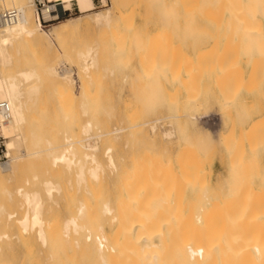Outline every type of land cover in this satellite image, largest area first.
Masks as SVG:
<instances>
[{
    "label": "rangeland",
    "instance_id": "1",
    "mask_svg": "<svg viewBox=\"0 0 264 264\" xmlns=\"http://www.w3.org/2000/svg\"><path fill=\"white\" fill-rule=\"evenodd\" d=\"M5 1L7 2L8 0ZM5 1L3 0L0 1V11L6 9L4 7H9L8 6L9 4H6ZM18 1L21 2L22 4H26L27 2L26 0H21V1L18 0ZM104 1L105 2L103 3L101 0H92V2H94L93 9L88 13H84V14H79L75 3L71 2V7L74 8L75 13L67 18L80 15L79 20L74 21L73 23L68 25L65 33L59 38L53 37L50 43L42 40L37 45H34L35 49L33 47L32 48L29 47L28 49L26 48L24 51H22L23 53H21V56L17 55L19 57L16 56L14 57L15 59L14 67L12 68L11 72L26 67H32L30 65H33V67L36 66L38 67L50 59H52V61L55 63L57 67L58 65L60 67L62 65V67H64L70 73V74L68 73V77L71 81L70 86L72 89V93L69 94L67 93L68 95L67 94L60 95L54 90V86L50 82V80L44 79L42 80V83L39 86L36 96H32L31 98L27 97L29 100H26L27 98L26 96H24V100L26 101V110H25L24 122L20 126V133H22V135L24 136L25 143H23L24 145H21L20 148L21 149L25 148L23 149V151L26 150L25 152L29 153L31 157L28 155L23 158V160L20 162L22 163V166L19 169V172L18 171L16 172V176H13L12 179H8V180L4 179V181L1 182L0 191L1 189L7 187L9 190L13 192L14 195L12 199L15 200L12 201L10 210L13 212H15L16 210L18 211L12 213L13 216L11 215L10 219H17L18 216L21 217L22 216L21 214L22 213L24 214L25 212L29 213V209L26 208L25 205H23L21 195L17 193V190H21L22 193L24 191L30 193L36 191L42 202L43 217H45V219L50 221L51 220L53 221L58 218L59 220L61 219L60 220L61 222L62 220L64 221V219L68 218V216L74 212V209L80 204L79 202L82 201L81 203L85 204L86 203L85 200L88 203L86 204L88 210L91 209V205H94L93 200L96 201L95 206L97 208L98 205L104 204V202L105 203L108 202L107 204L111 206L114 204L113 202H115V198H117L118 195L123 190L122 185L120 187V183L118 182L117 179L118 174L121 173L120 171H122V169H124L123 171L129 170L130 168L129 165H131L130 162L140 160L142 154H143V161L147 159V162H149L150 164H152L151 162L155 161L156 165L158 166V169H160L159 172L155 163L153 162V164L155 165L154 166L152 164L154 167L153 179L154 178H155L154 180L157 179L155 182L160 181L159 178L163 179V181L161 180L162 182L157 183V187L160 189V191H162V193L160 192V197H162L161 200L164 201L166 199V201L161 202L160 204L166 206L168 209L165 212L171 211L170 212L171 215L181 214V217L178 218L180 220H183L181 219L183 218L182 214L184 215L188 213L189 209L194 204L197 205L199 203L195 201L196 194L198 195L196 200L199 201L200 200L199 198L203 197L202 195L206 196L207 193H208L207 196H212L214 194L213 195L215 198L214 202H216L214 204L215 205L217 204L220 207H223L221 205L226 203L229 208L235 209L240 204L239 200L240 199L244 200L245 197V201H248L255 207H258L264 213L263 211L264 210V205H263L264 204V195H263L264 194V182H263L264 181V141L258 143L255 142V139L257 141L258 140L260 141V138L261 140H264L261 137V134H264V129H263L264 128V121H263L264 120V69L262 75H259V77H256V79H253L254 81L256 80L255 84L253 82H252L253 84H251L252 80H249L250 82L249 84V82H247L248 81L247 78H244L245 80L244 79L238 80L236 78L233 79L234 81L232 80L233 83L235 82V80L236 82L243 80L244 83L243 81L240 82L243 83V85L240 84L241 85L240 87H239V83L238 86L236 84L234 86L235 87L234 89L232 88L234 84L232 85V83L230 84L226 80L225 84L227 86L225 85L224 87H226L227 89H225L226 90L225 94L224 93L222 94V92L224 91L222 92L220 91V88L222 89V87H220L222 86L220 85V82L224 84L225 82L224 78L217 77L220 78L218 80L214 75L208 74L207 65L209 64L208 62L213 60L212 59L213 57H211L210 60V55H214L212 54L213 53L212 50L215 51L216 48L217 51L216 53H219L218 51L220 48V50L222 49L223 51V48H221L223 44L222 42H224V40L226 42L227 39L233 37V35L235 36L234 31L229 30L230 31L229 33L228 30L224 31L222 29L223 30L222 31L220 28L213 29V27H209L211 29L210 30L208 26H206L207 27L206 28L205 26L203 27V25H200L198 18H194L192 19V21L186 24L185 21L181 18V16L178 15L176 12L174 13V11L172 10L173 9L172 0H104ZM40 2L42 3L43 0H40ZM33 4L37 10L41 8L39 5H36L37 0H33ZM254 7L257 11L256 10L252 11L251 5H248L249 12L247 11L248 12L247 15L249 17V20L250 18L253 19L255 18L256 20L258 19V21L263 24L264 23L263 17L261 15L259 6L255 5ZM28 10L32 15V8L29 7ZM258 11H260V13ZM96 12L102 14L108 12L111 22H109L106 25L95 24V22L92 20H93V15ZM155 20H158L161 23L159 28L155 29V28L145 27L147 22L155 21ZM54 22L56 21L43 22V20L41 19V24L43 28H48V26ZM176 24L178 26H176ZM217 29L218 30L220 29V31L222 32H219ZM262 29H264V25H262ZM209 31L212 35L209 33ZM228 33L229 35H227ZM239 34H240L239 40L245 42L247 38V40H249L247 41V44L250 45L251 47V48L249 46L246 47V43H244L245 44L244 46L245 48H244L241 45L242 43L240 44L241 45L240 46L239 41L237 39L236 40L234 39L235 41H238V44L236 43V45L237 46L239 45L238 47L235 46L238 52H236L235 50L234 51L236 52L237 55H240L241 53L242 55L241 57H243L245 56V52H244L245 50L246 52L252 51V48L255 44L254 42L255 38L251 33H249L250 35L249 34L245 35L242 33ZM263 34H264V30H263ZM214 39H216V41ZM230 40L231 38L228 41L230 42ZM144 41L149 42V47H148L149 50L148 49L145 50V48L143 49L141 47ZM211 43L214 45H212ZM209 46L210 48L208 49ZM89 47L94 49L95 65L94 67L90 68L88 73H84L81 71L82 58L80 55L84 53L85 50ZM229 47H230L229 49H232L230 45ZM42 48L44 50H42ZM152 48H153V53H151ZM226 49L228 51V48ZM143 52H145L146 54ZM203 52H205V56L207 55L209 56L208 58L209 60H206L207 57L205 58ZM230 52H233V49ZM142 54L144 55L142 56ZM152 54H154L153 59L151 58ZM199 55L200 57H204V59L208 61L204 68H203L204 65L202 63L203 59L199 58L198 60H196ZM45 56H47L48 58L46 59ZM20 57L22 60L19 59ZM22 57L26 58V60ZM244 59L245 58H241V61H244ZM16 60L19 61L15 62ZM157 60H161V61L157 62ZM199 60H200V64H199ZM165 61L168 62L164 63ZM184 61L188 63H185ZM206 61H204V63ZM162 63H164L165 65H163ZM19 64L22 66H19ZM156 65H158V68H161L160 65L161 66L163 65L164 67H162L160 71V69H158ZM177 65H179V67H177ZM192 65H194L195 68ZM166 68L168 70H166ZM170 68L171 69L174 68V70L173 69L170 70ZM193 68L195 70H193ZM145 69L148 73H145L146 72ZM243 72L245 75V71ZM150 73L151 76L149 75ZM145 75H147L149 78L148 79L145 78L146 77ZM153 77L157 78L155 79V81H157L156 83L157 86L155 87L156 89L154 90V94L152 90L154 89ZM175 77H177V79ZM186 77L188 78L186 79ZM143 78L144 80H142ZM80 79L82 82L80 81ZM184 80L186 81L188 80V81L186 82ZM188 82L191 83L190 85L192 86L191 88L193 90L188 89V87L190 86ZM80 83L84 86L85 90L87 89L86 91L84 90L85 92L81 90L82 87ZM184 83L187 86H185ZM247 84L249 85L247 86ZM26 85L27 84L23 85L22 88L23 90H25V88L27 87ZM158 86H160V88ZM244 86H246L245 88L250 87L251 90L245 89ZM228 90H231V92ZM188 91L190 93L193 91L196 92L197 101H194V104L193 102H190L189 101L190 99L187 97L189 93ZM228 92H230L231 94L233 93V99H232L233 101L230 103V105L223 103V98L227 94H229ZM170 93L171 95L174 94L176 95H174L172 98V96H170ZM168 95L171 97V99L167 97ZM223 95L225 96L223 97ZM235 98L236 101H234ZM171 100L173 101L171 102ZM233 103L235 106L233 105ZM231 104L233 108L230 107ZM250 104L252 106H250ZM254 108H257V110L256 109L254 110ZM173 110H175L176 112ZM169 116H171L172 118ZM174 116L177 118H175ZM185 116H187V119H185L186 118ZM157 118L158 120L155 124V129L151 131L149 129L150 128L149 122ZM86 121H90L91 123V128L88 134H86L91 136L88 138V141L91 143L94 141V143H96V146H98L97 157L103 166L102 170L98 172L99 178H96V180L94 179L95 181L91 180L92 177L89 174L87 175V170H86L88 169L87 163L84 165L83 168L84 171L82 174L83 177L82 176L79 177L76 175L79 171L77 168L78 165L72 164L70 167H67L63 162H58L57 164L54 165H52L50 162L49 153L51 154L52 151L59 152L60 150H62L60 145L65 144L67 137H72V140H81L86 136L85 134L82 133V126ZM182 123H184V125ZM257 124H259V127L262 126V128H259ZM134 126L136 128H134ZM116 128H123V129L119 133L116 134L111 133ZM246 129L247 131H245ZM248 129H250L251 131ZM259 129H261V131ZM257 130L259 131V133ZM167 131L171 132L172 137L170 136V138L167 137L165 138V136H163L164 132ZM229 133H232V135L230 134V137H229ZM254 134L255 136H253ZM246 136L247 138H245ZM231 137L233 139L230 141L229 139H231ZM38 138L40 139V141L37 143L36 139ZM168 139L169 140L172 139V140L169 141ZM182 139L185 142H188L189 145L192 142L194 143V144L192 143L189 146L190 150L192 151H189L187 143H185ZM219 139L220 140L222 139L224 141L222 140L220 141ZM176 141H179L180 143L179 142L177 143ZM248 144L254 145L253 146L254 150L251 149L252 145H250L251 147L250 146L248 147ZM47 145L48 147H50L51 145L60 146V147L55 150H49L43 153H36V154L32 153V151L36 152L37 150H41V149L43 150L47 148ZM108 145L110 146L113 145L111 154L115 160L117 159L115 161V164L116 162L118 163L116 164V170H113L108 166L106 155L102 154L104 148L107 147ZM141 146L143 149L141 148ZM240 146L242 147L241 150L240 148H238ZM193 147H195L197 152L200 151L201 154L199 152L197 153ZM258 147L261 149H259ZM185 148H187L186 149L187 153L185 154L184 159L181 160V162L179 161L180 162L179 164L174 159V154L175 152H178ZM169 151L170 154H167L169 153ZM190 152L193 154L192 156L194 158L191 156ZM206 152L208 153L211 152L210 154L212 156H209V154ZM236 152L239 153L238 154L239 156L237 155ZM146 153L148 154L147 156ZM15 154H16L15 151L10 152L11 156ZM170 155L173 156L170 157ZM204 155L207 156L205 157ZM208 156L210 157L208 160H203V159H207ZM78 157L79 155L77 153L73 158L76 161ZM151 157H153L154 159ZM188 157H190L191 159ZM167 159H169L170 162ZM165 160H167L168 162ZM250 160H254L253 161L254 163ZM123 161L125 162L126 165H124ZM166 162L168 164H166ZM246 162H248V164ZM249 162H251L252 165H250ZM164 163L167 166H164L165 165ZM189 163L190 165H186ZM192 165H196L197 170L194 171L193 168L195 169V166L193 167ZM255 165L257 166V168ZM125 166L127 167L125 168ZM254 168L257 170H254ZM145 169H143V172H147L149 170L147 168ZM189 169L190 171H188ZM247 169L248 171L250 170V172H248L247 176L245 175L244 177V173ZM161 172L162 174L164 173V175L161 176L160 174ZM193 172H196L194 175H197L198 173L201 172L202 173L201 175L199 174L196 176L197 179L194 178L193 180L192 179ZM145 174L146 173H143V175ZM84 176H86L89 179H87ZM77 177L82 178L84 182L86 179V182L83 183L82 180L81 179L79 180V178ZM199 177L200 178L202 177L201 179L202 181L199 179ZM236 177H239V179ZM47 180H49V182L52 181L51 184L52 185L55 184V187L57 188V192L55 190L56 188L54 189L55 192L54 190L51 192L50 199L49 196L43 193V189H42V181H47ZM78 181H80L79 184ZM98 181L102 182L103 184L99 183ZM155 182L152 181L151 185H153V183ZM182 182H184L183 185H180L182 184ZM215 182L217 185H215ZM231 184L232 187L234 186L233 188L231 187ZM226 186L228 187V189ZM238 186L240 187L238 188ZM83 187L86 188L84 189ZM235 187L238 188V190ZM91 188H93V190ZM244 188L247 189V191L244 190ZM204 190H206V192ZM260 190L261 193L258 194ZM91 191L92 193H94V191L97 192L96 198H94L96 196L95 193L92 194ZM113 191H115L116 195H113L114 193ZM234 191L235 192L238 191V192L235 193ZM245 191L247 192L248 196L247 194L243 196V193L244 194L246 193ZM102 192H104V194H101L100 196V193ZM202 192L205 193L203 194ZM168 193L169 195H167ZM87 194H90L91 198ZM230 194L232 196H230ZM261 194L263 195V197L261 196L263 200L260 197ZM86 196L89 198H87ZM83 197L86 199H84ZM104 197L106 198V200L104 199ZM259 198L261 201H263V204L260 202ZM82 199L84 200V202ZM102 199L104 200V202L102 201ZM99 201L102 202H100L99 204ZM193 201H195V203ZM172 202L176 204L172 205ZM254 202L257 204H255ZM226 204H224V206ZM179 206H180L179 208L180 211L177 210ZM25 208L27 211H25ZM92 208H94V206ZM173 212L174 214H172ZM101 218L103 221L102 226L100 224V220L98 219V217L97 219L99 220V224H97L98 222L95 223V220L97 219L95 218V220H93L94 218L92 217L90 221H88L89 219L85 218L84 223L86 226H89L90 228H93L90 226V222H92L91 224H94L96 226L93 228L94 234H97L98 232L100 233V231H102L107 236H110L111 231L113 229V225L112 223L109 222L108 216L105 217L100 216V219ZM174 220L176 221L177 218ZM180 220H178V222H181ZM109 223L111 225H109ZM97 225H99L98 226L99 228H97ZM6 229L7 230L9 229L8 226H6L5 230ZM25 234L26 233L23 232V235ZM33 236L34 235H32V237ZM32 237H28V239H23L22 240L23 244L20 243L21 242L20 240L17 241L13 240L12 241L13 244L11 243V245H9L7 249H5L6 251L3 250L2 252H0V256L4 257L5 255L4 258H6L5 262L7 264H9L10 262H11L10 264L12 263L16 264V262H18L17 264H26V262L27 264H30L32 260L31 258L35 254L34 249H36L35 255H37L38 253H40L39 255H42V251L44 250V247H41L39 241L35 237L34 239ZM34 242L38 244L35 245ZM29 246L30 247L32 246L30 250H28ZM39 246L41 247V250ZM21 252L22 254L24 253L26 257L22 255ZM10 254L13 256L12 258H10L11 257ZM17 256H20V258L18 259L19 261L17 260L18 258ZM15 258L16 261L13 262ZM20 260L23 261H21L20 263Z\"/></svg>",
    "mask_w": 264,
    "mask_h": 264
},
{
    "label": "bare ground",
    "instance_id": "2",
    "mask_svg": "<svg viewBox=\"0 0 264 264\" xmlns=\"http://www.w3.org/2000/svg\"><path fill=\"white\" fill-rule=\"evenodd\" d=\"M0 1H2V0H0ZM3 1H5V0H3ZM17 1L18 0H8L7 2L5 1L6 4H9L8 5L9 7H4V8H6L4 10L15 9L17 11V15L11 22L5 23V24L0 26V102L4 101L8 104L9 113H10L9 119L4 124H2V126L0 128L2 135L6 139L5 140L6 153H7L8 157L10 158V161L8 164H6V165L0 164V185H1V182L4 181V179L8 180V179H12L13 176H16V172L17 171L19 172V169L22 166V163H20V162L23 160V158L25 156H28V155L30 156L29 153L25 152L26 150L23 151V149H25V148H23V147H22L23 149L20 148L21 145H24L23 143H25L24 142L25 141L24 136L22 135V133H20V126L24 122L25 110H26V101L24 100V96H26V98L27 97L31 98L32 96H36L38 89H39V86L42 83V80H44V79H49L50 82L54 86V90L57 93H59L60 95L72 93V89L70 86L71 81L68 77L69 72L64 67H62V65H61V67L59 65L57 67L55 65V63L52 61V59H50V60L44 62V64H42L41 66H38V67L37 66L33 67V65H30L32 67H26L25 66L26 68L18 69V70H15L14 72H11L12 68L14 67V60H15L14 57L15 56L19 57L17 55L21 56V53H23L22 51H24L26 48L28 49L29 47L34 48V45H37L42 40L50 43L53 37L59 38L60 36H62L65 33L68 25H70L74 21L79 20L80 15L75 16V17L65 18L62 20H58V21L50 24L48 26V28H43V26L41 24V19L47 20V19L51 18L52 14H51L50 10H51L53 2L62 3L63 6L67 9L70 8L71 2H74L76 7H77V11L79 12V14L88 13L89 11H91L93 9L92 0H43L42 7L39 10H37L36 7L34 6L33 0H26L27 1L26 4H22L21 2H19V1L17 2ZM101 1L103 3L105 2L104 0H101ZM172 3H173L172 4L173 9L172 10L174 11V13L176 12L178 15H180L186 24L188 22L192 21V19L198 18L200 25H203V27L208 26V28L213 27V29L220 28L221 30L223 29L224 31L228 30L229 33H230V31H234L235 36L233 35V37H230L231 38L230 42L228 41L230 38L229 39L226 38L227 41L225 42V40H224V42H222L223 44H222L221 48H223V51H222V49L220 50V48L218 51L219 53H216L217 52L216 48H215V51L212 50L213 51L212 54H214L215 56L210 55V60H211V57H213L212 58L213 60H211L210 62L206 61V60H209L208 59L209 56L207 55V53H206L207 56H205L206 51L203 52L205 58L207 57L206 60L204 59V57H200V55L196 59V60H198L199 58L203 59V62H202L204 65V66L202 65L203 68L205 67L207 62L209 63L207 65L208 67L206 66L208 74L214 75L216 78L217 77H223L224 78V80H225L224 84L220 82V85H222V86H220V87H222V89L220 88V91L221 92L224 91V92H222V94L223 93L225 94V91H226L225 89H227L226 87H224L226 85L225 84L226 80L230 84L231 83H232V85L234 84L233 87L230 85L234 89H235L234 86L236 84L238 86V83H239V87H240L241 86L240 84L243 85V83H244L243 80H242L243 83H240L242 81L236 82V80L233 83V81H234L233 79H236V78L238 80L247 78L248 79V81L246 79L247 82H249V80H252L251 84H253V83L255 84L256 80L254 81L253 79H256V77H259V75H262V72L264 69L263 68V66H264V38H263L264 34H263V30L264 29H262V25H264V23L262 24L261 22L258 21V19L256 20L255 18L254 19L250 18V20H249L247 13L249 12L248 11V5H251L252 11L253 10L255 11L256 9L254 6L258 5L259 9L261 11V15L263 17V22H264V0H172ZM29 7L32 8V15L30 14V12L28 10ZM253 7H254V9H253ZM1 11H3V10H1ZM260 11H258V12L260 13ZM250 13H251V11H250ZM251 19H252V21H251ZM92 21H94L95 24H99V25L100 24L106 25L109 22H111L109 15H108V12H105L104 14L99 13V12L94 13ZM160 25H161V23L158 20H155V21L147 22L145 27L157 29L160 27ZM176 26H178V25L176 24ZM191 26H193V25H191ZM81 28H84V27H81ZM200 29H202V28H200ZM220 29L219 30L217 29V30L219 32H222L223 30L220 31ZM70 33H71V31H70ZM209 33H210V31H209ZM229 33L227 35H229ZM239 33H242L245 35L251 33L253 35V37L255 38V39L253 38L255 44L252 48V51L246 52V50L245 51L243 50L245 52V56H243V57H241L242 56L241 53H240V55L236 54V52H238V50H236V47H238L241 43H242L241 45L243 47L245 46L244 43H246V47L247 46L250 47V45L247 44V41H249V40H247V38H246L245 42H242V40H239V36H240ZM245 35H243V36H245ZM252 35H251V38H252ZM211 38H212V36H211ZM234 39L235 40L237 39L239 41L238 46L236 45V43L238 44V41H235ZM240 39H242V38H240ZM214 40L216 41V39H214ZM234 41H235V43H234ZM145 42L146 41L143 42L141 47L143 49L145 48V50H146L149 47V42L148 41L146 43ZM225 43H228V44H225ZM232 43H233V45H232ZM204 44H207V43H204ZM211 44H210V46H211ZM212 45H214V44H212ZM229 45L232 47L233 52H230L232 49H229L230 48ZM210 46L208 47V49L210 48ZM226 48H228V51ZM257 49H259V50H257ZM42 50H44V49L42 48ZM141 53H142V51H141ZM143 53H145V52H143ZM151 53H153V48H152ZM143 55L144 54H142V56ZM153 55L154 54H152V57L150 56L152 59L154 58ZM80 56L82 58L81 71L84 73H88L90 68L94 67V65H95L94 49L89 47ZM192 57H193V55H192ZM22 58H24V57H22ZM45 58L47 59L48 57L45 56ZM178 58H179V56H178ZM241 58H245L244 61H241ZM19 59H21V57ZM24 59L26 60V58H24ZM18 61L16 60L15 62H18ZM148 61H150V60H148ZM158 61H161V60H157V62ZM204 61H206V62L204 63ZM154 62H156V61H154ZM166 62H168V61H165L164 63H166ZM184 62L188 63L186 61H184ZM164 63H162V64L165 65ZM174 64H176V63H174ZM199 64H200V60H199ZM163 65L162 66L160 65V67L161 68L164 67ZM167 65H169V64H167ZM19 66H22V65L19 64ZM192 66H194V65H192ZM156 67L158 68V65H156ZM177 67H179V65H177ZM161 68H158V69H160V71H161ZM194 68H195V66H194ZM194 68H193V70H195ZM172 69L174 70V68H172ZM172 69L170 68V70H172ZM166 70H168V69L166 68ZM177 70H178V68H177ZM145 71H146V69H145ZM243 71H245V75H244ZM172 72H174V71H172ZM145 73H148V72L146 71ZM149 75L151 76V73ZM145 76H146L145 78H147V79L149 78L147 75H145ZM153 78H154V89H152V90H153V94H154V90L156 89L155 87L157 86L156 85L157 81H155V79H157V78H155V77H153ZM175 78L177 79V77H175ZM187 78L188 77H186V79ZM189 78H190V76H189ZM217 79L219 80L220 78H217ZM142 80H144V78ZM166 80H167V77H166ZM80 81H81V79H80ZM184 81H186V80H184ZM185 83H184V85H185ZM24 84H27L26 85L27 87L25 88V90L22 89ZM190 84L191 83H189V85ZM245 84H246V82H245ZM249 84H250V82H249ZM249 84H247V86ZM194 85H195V83H194ZM185 86H187V85H185ZM254 86H257V85H254ZM81 87H82L81 90L84 91L85 89H84V86L82 84H81ZM158 87L160 88V86H158ZM191 87L192 86L190 85L188 87V89L191 90L192 89ZM223 87H224V89H223ZM231 87H229V88H231ZM245 87L246 86H244V88ZM250 87H251V85H250ZM250 87L245 88V89H250ZM149 88H148V91H149ZM151 88H153V87H151ZM255 88H257V87H255ZM162 89H164V88H162ZM194 89H196V88H194ZM197 90H195V91H197ZM195 91H193L191 93L189 91H188L189 93L187 92L188 93L187 97L190 99L189 100L190 102H193V104H194V101H197ZM228 91L231 92V90H228ZM257 91H258V89H257ZM230 92H228L229 94H227L226 96L223 95V97L225 96L224 98L222 97L224 104L230 105V103L233 101L232 100L233 99V93L231 94ZM258 93H259V91H258ZM255 94H257V93H255ZM174 95H176V94H174ZM174 95H171V93H170V96H172V98ZM170 96L168 95L167 97L171 99ZM28 98L26 100H29ZM236 98L234 101H236ZM172 101L173 100H171V102ZM190 104H192V103H190ZM233 105H234V103H233ZM243 105H245V104H243ZM250 106H252V105L250 104ZM230 107H232V104ZM190 108H191V106H190ZM255 109L257 110V108H254V110ZM171 110H172V108H171ZM219 110H221V109H219ZM173 111H175V110H173ZM255 112H257V111H255ZM246 114H248V113H246ZM169 117H171V116H169ZM185 117H186L185 119H187V116H185ZM175 118H177V117H175ZM157 120H158V118L149 122V124H150L149 129L151 131L153 129H155V124H156ZM246 120H247V118H246ZM182 124L184 125V123H182ZM231 125H232V123H231ZM235 125H236V123H235ZM257 126L259 127V124H257ZM90 128H91L90 121H86L84 123V125L82 126V133L85 135L88 134ZM134 128H136V127L134 126ZM259 128H262V126ZM122 129L123 128H116L113 131L111 130L112 131L111 133H113V134L119 133ZM180 129H181V127H180ZM238 129H239V127H238ZM250 129H251V126H250ZM250 129H248V130H250ZM259 130L261 131V129H259ZM245 131H247V129ZM228 132H227V134H228ZM258 133H259V131H258ZM133 134H134V131H133ZM230 134L232 135V133H229V137H230ZM243 134H246V133H243ZM171 135H172L171 132L167 131V132H164L163 136H165V138L166 137L170 138ZM258 135H260V134H258ZM97 136H100V135H97ZM253 136H255V134ZM89 137H91V136L86 135L81 140H72V137H67L65 144L60 145L62 150H60L59 152H55V151L53 152L52 151L51 154L49 153L51 164L54 165V164H57L58 162H63V163H65V165L67 167H70L72 164L78 165L77 168L79 171L76 175L81 177L83 172H84L83 171L84 165L87 163L88 164V169H86L87 175L89 174L93 178V179L91 178V180H94V179L96 180V178H99L98 172L102 170L103 166L97 157L98 146H96V143H94V141L92 143L89 142L88 141ZM178 137H179V135H178ZM223 137H226V136H223ZM261 137L264 139V134H261ZM245 138H247V136ZM178 139H180V138H178ZM232 139L233 138L231 137V139H229V140L231 141ZM36 140H37V143L40 141L39 138ZM171 140H169V141H171ZM245 140H247V139H245ZM222 141H224V140H222ZM261 141H264V140H261V138H260V141L259 140L257 141L255 139V142H257V143L261 142ZM176 142L178 143L179 141H176ZM217 142H219V141H217ZM246 142H248V141H246ZM185 143H187L189 151H192V150H190L189 146L193 142L190 143V145L188 142H185ZM257 143H255V144H257ZM39 145H40V143H39ZM239 145H241V144H239ZM250 145H252V144H250ZM250 145L248 144V147ZM60 146H55V145L52 146L51 145L50 147H48V145H47V148H45L43 150L42 149L37 150L36 152L32 151V153L33 154L43 153V152H46L49 150H55V149L59 148ZM112 146L108 145L107 147H105L102 154L106 155V160H107L108 166L111 169L116 170V164H118V163L116 162V164H115V161L117 159L115 160L112 157V154H111ZM142 146H141V148H142ZM253 146L254 145H252V148H251L252 150H254ZM178 148H181V147H178ZM193 148L195 149V147H193ZM238 148H240V150H241L242 147L240 146ZM186 149L187 148L182 149L178 152H175V154L172 153V154H174V159L179 164H180L181 160L184 159L185 154L187 153ZM259 149H261V148H259ZM12 151H15L16 154L11 156L10 152H12ZM145 151H148V150H145ZM215 151H217V150H215ZM196 152H197V150H196ZM198 152L200 153V151H198ZM77 153H78L79 157L75 161V159L73 157ZM157 153H158V150H157ZM193 153H195V152H193ZM206 153H208V152H206ZM210 153L211 152L208 153L209 156H212ZM253 153H254V151H253ZM167 154H170V151ZM238 154L239 153H237V155ZM147 155L148 154L146 153V156ZM192 155L193 154L191 153V156ZM199 155H198V157H199ZM234 155H235V152H234ZM132 156H131V158H132ZM172 156L170 155V157H172ZM204 156L206 157L207 155H204ZM209 156L207 159H203V160H208L210 158ZM153 157H154V155H153ZM153 157H151V158H153ZM252 157H254V156H252ZM188 158H190V157H188ZM232 158H233V156H232ZM165 159H166V157H165ZM130 160H132V159H130ZM148 160H149V158H148ZM167 160L169 161V159H167ZM167 160H165V161H167ZM151 161H153V160H151ZM250 161L253 162L254 160H250ZM12 162H13V164H12ZM153 162L155 163V161H153ZM153 162H151V163L153 164ZM167 162H166V164H168ZM130 163H131V165H129V167H130L129 170L123 171L124 169H122L123 172L120 171L121 173L118 174V178L115 176L118 179V182L120 183V187L122 185L123 190L118 195V197L115 198V202H113L114 203L113 205H111V206L108 205L107 204L108 202L105 203L104 200L102 199L104 204H100V202H102V201H99V204L102 206L98 205V208H97L95 206L96 201L93 200L94 205H91V209L88 210L86 207V204H88L87 201L85 200V202H86L85 204L81 203L82 202L81 201V202H79L80 203L79 205L77 204L78 206L74 209V212L73 213L71 212L72 214L69 213L70 215L68 216V218L64 219V221L62 220V222L60 221L61 219L59 220V218L55 219L53 221L52 220L50 221V220L45 219V217H43L42 202H41L39 195L36 191L31 192V193L24 191L22 193L21 190H17V193L21 195L22 203H23V205L26 206V208L29 209V213L25 212V211H27L25 208V211H24L25 213L24 214L22 213L21 217L18 216L17 219H10L11 218L10 216L12 215V213L18 212L17 210L15 212L10 210L12 201L15 200V199H12L14 195H13V192L11 190H9L7 187L1 189V191H0V194H1L0 195V252L7 249V247L9 245H11L13 240H16V241L20 240L21 242L20 241L19 242L23 244V241H22L23 239H28V237H32V235H34L32 238L34 239V237H35L39 241V244L41 245V247H44V250L42 251V255H39L40 253L35 255L36 249H34L35 254L31 258L32 260H31L30 264H264V213L258 207H255L250 202L245 201V197H244V200H242V199L239 200L240 204L235 209H231L227 206L226 203H224V204H226L225 206H224V204L221 205L223 207H220L219 205L216 204L217 206H219V207H217L214 204V203H216V202H214V200H215V198L213 196L214 194L212 196H207L208 193L206 194V196L202 195L203 197H200L199 201L196 200L198 197V195L196 194L195 201H197V203L198 202L199 203L197 205H195L194 204L195 201H193L194 205L189 209L188 213H186L184 215L182 214L183 218H181V219H183V220H180L178 218L181 217V214L171 215V213H170L171 211L165 212L168 208L166 206L160 204L161 202H165L166 199L164 198L165 199L164 201L161 200L162 197H160V192L162 193V191H160V189L157 187V183L162 182L163 179L159 178L160 181H157V182H155L157 179L156 180H154L155 178L153 179V177H154L153 165L154 164L152 165L149 162H147V159L143 161V154L141 155L140 160L132 161ZM197 163H198V161H197ZM246 163L248 164V162H246ZM166 164L164 166H167ZM169 164H171V163H169ZM181 164H183V163H181ZM191 164H192V161H191ZM249 164L252 165L251 162H249ZM18 165H19V167H18ZM124 165H126L125 162H124ZM155 165H156V163H155ZM186 165H190V163L186 164ZM196 165H192L193 167L195 166V169L192 167L194 171L197 170L196 168L198 165L197 166ZM126 167L127 166H125V168ZM156 167L158 169L157 165H156ZM145 168H147L149 170L147 172H143V169H145ZM256 168H257V166H256ZM158 170L160 172V169H158ZM254 170H257V169L254 168ZM145 171H146V169H145ZM180 171H182V170H180ZM188 171H190V169ZM248 172H250V170L248 171V169H247L245 171L246 174L244 173V177H245V175L247 176ZM100 173H102V172H100ZM143 173H146V174L143 175ZM171 173H173V172H171ZM195 173L196 172H193V174H192L193 180H194V178H196L197 175H199V174L201 175L202 172L198 173L197 175H194ZM155 174H156V172H155ZM160 174H161V176L164 175V173L162 174V172ZM157 175H158V173H157ZM189 176H190V174H189ZM79 177H77V178H79ZM84 177H86V176H84ZM164 178H165V176H164ZM176 178H175V180H176ZM236 178L239 179V177H236ZM80 179L82 180V178H79V180ZM87 179H89V178H87ZM199 179L201 180L202 177L201 178L199 177ZM260 179H261V177H260ZM49 180L42 181V189H43V193L46 194L47 196H49V199H50L51 192L56 187H55V184L52 185L51 184L52 181L49 182ZM234 180H235V178H234ZM152 181L155 182V183H153V185H151ZM82 182L85 183L86 179H85V182H84V180H82ZM197 182H199V181H197ZM216 182H215V185H217ZM238 182H241V181H238ZM79 183H80V181H78V184ZM99 183L103 184L102 182H99ZM174 183H177V182H174ZM183 183L184 182H182V184H180V185H183ZM197 184H199V183H197ZM243 184H245V183H243ZM261 184H263V183H261ZM244 186H246V185H244ZM231 187H232V184H231ZM239 187L240 186H238V188ZM238 188H236V189L238 190ZM91 189L93 190V188H91ZM227 189H228V187H227ZM55 190L57 192V188ZM55 190H54V192H55ZM88 190H90V189H88ZM244 190L247 191V189H245V188H244ZM261 190H260V192H258V194L261 193ZM95 191H97V190H95ZM95 191H94V193L96 195L97 192H95ZM204 191L206 192V190H204ZM113 192H114L113 195H116L115 191H113ZM205 192H202V193L204 194ZM213 192H214V190H213ZM237 192L238 191H236L235 193H237ZM84 193H85V191H84ZM91 193H92V191H91ZM94 193H92V194H94ZM197 193H199V192H197ZM101 194H104V192L100 193V196H101ZM231 194H230V196H232ZM246 194H247V192L245 194L243 193V196H245ZM87 195L90 196V194H87ZM105 195H106V192H105ZM167 195H169V193ZM263 195L261 194L260 197L261 196L263 197ZM247 196H248V194H247ZM96 197H97V195L94 198H96ZM167 197H169V196H167ZM262 197H261V199L263 200ZM87 198H89V197H87ZM90 198H91V196H90ZM106 198H107V196H106ZM106 198L104 197L105 200H106ZM240 198H242V197H240ZM84 199H86V198H84ZM113 199H114V196H113ZM113 199H112V201H113ZM234 199H237V198H234ZM251 199H250V201H251ZM100 200H101V198H100ZM259 200H260V198H259ZM257 201H258V199H257ZM83 202H84V200H83ZM260 202L263 204V201L260 200ZM175 204L172 202V205H175ZM255 204H257V203H255ZM93 206H94V208H92ZM173 207H175V206H173ZM179 208H180V206L178 207L177 210L180 211ZM45 210H47V209H45ZM177 210H175V211H177ZM165 213H167V214H165ZM99 214H101V215H99ZM102 214L104 217L108 216L109 222L112 223V225H113V229L111 231L110 236H107L102 231H100V233L97 231L98 233L94 234L93 228L96 226L94 224H91L92 222H90V226L93 227V228H90L89 226H86L84 223L85 218L89 219L88 221H90L91 217L94 218L93 220H95V218L97 219V217H98V219L100 220V224L102 226L103 221H102V218L100 219V216L103 217ZM172 214H174V212ZM176 218H177V220L175 221L174 219H176ZM98 219L95 220V223L98 222L97 224H99ZM184 219H185V221H184ZM103 220H104V218H103ZM178 220H180L181 222H178ZM110 223H109V225H111ZM6 226H8V228H9L8 230L6 229L7 231L5 230ZM98 226L99 225H97V228H99ZM23 232L26 233L25 234L26 236L23 235ZM67 239H68V241H67ZM20 243H19V245H20ZM34 243H35V245L38 244L36 242H34ZM35 245H34V247H35ZM31 247L29 246L28 250H30ZM41 247H40V250H41ZM66 248L68 250L69 249L70 250L68 251ZM12 249H13V247H12ZM22 250H23V247H22ZM21 254H22V252H21ZM21 254H18V255H21ZM22 255H24L26 257V255L24 253ZM4 257H5V255H4ZM4 257L0 258V264H7L5 262L6 258H4ZM12 257L13 256L11 255L10 258H12ZM17 257H18L17 258V260H18L20 258V256H17ZM22 259H24V258H22ZM14 261H16V258L13 260V262ZM21 261H23V260H20V263H21ZM17 263L18 262H16V264ZM26 264H27V262H26Z\"/></svg>",
    "mask_w": 264,
    "mask_h": 264
},
{
    "label": "built area",
    "instance_id": "3",
    "mask_svg": "<svg viewBox=\"0 0 264 264\" xmlns=\"http://www.w3.org/2000/svg\"><path fill=\"white\" fill-rule=\"evenodd\" d=\"M40 7H42V3L40 2V0H37V4ZM40 9V8H39ZM52 16L50 19L47 20H43V22H53V21H58L61 19H65L71 15H73L74 12V8H69L66 9L64 8L63 5H61L58 2H53L52 3V7L50 10ZM17 15V11L15 9H7V10H3L0 11V26L11 22ZM10 117V113H9V107L8 104L4 101L0 102V128L2 126V124H4ZM5 137L2 135L1 131H0V164L1 165H6L9 163L10 158L8 157L7 153H6V147H5Z\"/></svg>",
    "mask_w": 264,
    "mask_h": 264
},
{
    "label": "crops",
    "instance_id": "4",
    "mask_svg": "<svg viewBox=\"0 0 264 264\" xmlns=\"http://www.w3.org/2000/svg\"><path fill=\"white\" fill-rule=\"evenodd\" d=\"M94 3V2H93ZM61 5H63L62 3H60ZM70 7H71V5H70ZM65 8V7H64ZM72 8V7H71ZM67 9V8H66ZM69 9V8H68Z\"/></svg>",
    "mask_w": 264,
    "mask_h": 264
}]
</instances>
